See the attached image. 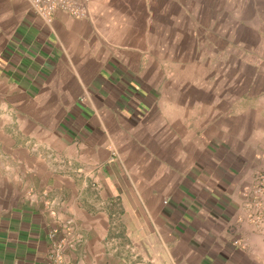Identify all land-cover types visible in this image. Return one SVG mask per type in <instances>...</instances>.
<instances>
[{
    "label": "crops",
    "instance_id": "1",
    "mask_svg": "<svg viewBox=\"0 0 264 264\" xmlns=\"http://www.w3.org/2000/svg\"><path fill=\"white\" fill-rule=\"evenodd\" d=\"M216 1L0 0V264L51 230L64 264H264V13Z\"/></svg>",
    "mask_w": 264,
    "mask_h": 264
},
{
    "label": "built area",
    "instance_id": "2",
    "mask_svg": "<svg viewBox=\"0 0 264 264\" xmlns=\"http://www.w3.org/2000/svg\"><path fill=\"white\" fill-rule=\"evenodd\" d=\"M33 11L45 22H51L52 16L59 11L74 19H86L89 15L91 0H28ZM57 231L51 230L48 239L52 242L45 264H64L63 241L57 239Z\"/></svg>",
    "mask_w": 264,
    "mask_h": 264
},
{
    "label": "rangeland",
    "instance_id": "3",
    "mask_svg": "<svg viewBox=\"0 0 264 264\" xmlns=\"http://www.w3.org/2000/svg\"><path fill=\"white\" fill-rule=\"evenodd\" d=\"M219 5L222 4L221 7H223V10L226 12V14H228V16L230 17V19H236V16L240 14V12L238 11V7L236 6V2L237 0H217L216 1ZM257 6V12L259 13H264V0H256ZM216 8H220V7H216ZM239 13V14H238ZM260 199L258 200V206H259V211H260V218L259 221L264 223V199H263V191H264V180L262 179V181L260 182Z\"/></svg>",
    "mask_w": 264,
    "mask_h": 264
}]
</instances>
